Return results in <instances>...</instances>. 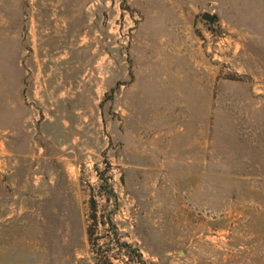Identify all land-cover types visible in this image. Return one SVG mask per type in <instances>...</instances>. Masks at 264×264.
Returning <instances> with one entry per match:
<instances>
[{"label":"rangeland","instance_id":"rangeland-1","mask_svg":"<svg viewBox=\"0 0 264 264\" xmlns=\"http://www.w3.org/2000/svg\"><path fill=\"white\" fill-rule=\"evenodd\" d=\"M0 264H264V0H0Z\"/></svg>","mask_w":264,"mask_h":264},{"label":"trees","instance_id":"trees-1","mask_svg":"<svg viewBox=\"0 0 264 264\" xmlns=\"http://www.w3.org/2000/svg\"><path fill=\"white\" fill-rule=\"evenodd\" d=\"M107 193V199L110 200L111 197H117L116 192L114 191L113 187L111 186V184L109 183L108 179H103V182L100 185ZM117 203V200H115ZM97 202L95 200V198L92 199V209L93 212L91 214V218L93 219V221L98 222L99 221V216H98V210H97ZM112 212H108V215L106 216V214H101V222L105 223L108 222L111 224L112 229H114L116 231V233L118 234V229L115 223V218L114 216H112ZM93 233V225L89 226V234L92 235ZM118 241L120 242V239L117 238ZM121 245H127V242H121Z\"/></svg>","mask_w":264,"mask_h":264},{"label":"water","instance_id":"water-1","mask_svg":"<svg viewBox=\"0 0 264 264\" xmlns=\"http://www.w3.org/2000/svg\"><path fill=\"white\" fill-rule=\"evenodd\" d=\"M203 18H204L205 20H207V21H213V20H214V16H213V14H212L211 12H209V11H205V12L203 13Z\"/></svg>","mask_w":264,"mask_h":264}]
</instances>
